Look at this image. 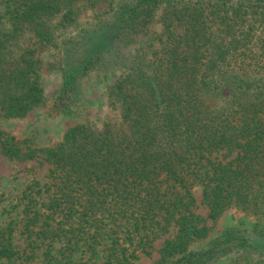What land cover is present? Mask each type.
I'll list each match as a JSON object with an SVG mask.
<instances>
[{"label":"trees","instance_id":"trees-1","mask_svg":"<svg viewBox=\"0 0 264 264\" xmlns=\"http://www.w3.org/2000/svg\"><path fill=\"white\" fill-rule=\"evenodd\" d=\"M75 1L0 0L11 26L0 28V116L23 117L43 97L32 51L13 55L18 31L30 25L50 42L47 20L65 19ZM263 20L264 0H122L97 30L67 42L55 107L65 102L71 114L86 74L121 55L117 42L149 36L160 22L164 34L157 63L140 60L114 86L127 131L68 128L44 153L49 182L24 193L25 213L41 202L46 217L61 218L71 252L87 246L89 260L75 264H133L157 239L154 264H212L232 251L241 258L233 264L264 262L262 230L229 227L217 244L190 248L208 234L190 209L194 182L210 219L232 205L264 204V31L255 25ZM0 148L20 155L1 138ZM40 208L27 217L28 235ZM14 255L0 242V256Z\"/></svg>","mask_w":264,"mask_h":264},{"label":"rangeland","instance_id":"rangeland-1","mask_svg":"<svg viewBox=\"0 0 264 264\" xmlns=\"http://www.w3.org/2000/svg\"><path fill=\"white\" fill-rule=\"evenodd\" d=\"M121 1L76 0L65 19L61 17V13L47 20L51 31L50 42H41L27 24L21 27L18 38L12 42L14 56L32 51V57L38 64V81L43 89V97L41 103L23 117L0 116L1 142L16 145L20 152L19 157H8L0 148V242L15 252L11 257L0 256V264H75V259L81 257V262L89 260L87 246L76 247L72 252L69 250L67 238L70 235H59L68 227L58 224L61 219L59 217H46L50 210L45 203L39 206L40 202L36 206L41 207L37 214L39 222L30 228L32 232L28 235L25 228L27 217L36 207L31 204L29 209L32 211L25 213L24 204L27 201L24 193L28 188L37 191L36 184L43 186L49 182L48 171L51 166L43 160L44 153L59 145L68 128L85 125L95 134L110 130L117 136L127 131L114 86L140 60L157 63L164 40L161 22L152 26L149 36L135 38L136 41L116 43L115 49L121 55L106 65L95 66L86 74V80L83 78L80 82L79 92H75L74 103L67 106L71 114L64 113L65 102L61 103L59 110L55 107L62 85L61 62L67 42L86 31L97 30ZM3 9L0 3V14ZM6 19L4 16L0 17V28L3 32H8L11 28ZM255 23L264 31V20ZM135 52H138V58H135ZM144 69L146 70L145 67ZM167 183L163 182L162 190L167 187ZM203 192L198 182H194L190 188V209L202 219L208 234L204 240L193 243L190 248L217 244L229 227L264 231V204L258 202L254 206L232 205L217 218L210 219ZM46 194L48 193H44L45 198ZM42 231H46V236L40 237ZM53 233L59 236L56 237ZM161 243L162 239L154 241L152 254L140 256L133 260V264H154L159 257L157 251ZM235 260L240 261L241 258L239 252L232 251L230 255L212 264H233ZM249 264L264 262L254 259Z\"/></svg>","mask_w":264,"mask_h":264}]
</instances>
